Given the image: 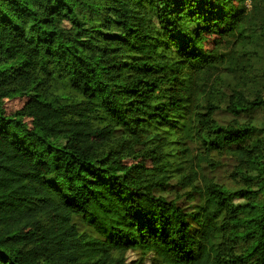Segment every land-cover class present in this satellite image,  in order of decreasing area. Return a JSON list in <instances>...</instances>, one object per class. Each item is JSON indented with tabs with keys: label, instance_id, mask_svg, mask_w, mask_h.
<instances>
[{
	"label": "trees",
	"instance_id": "16d2710c",
	"mask_svg": "<svg viewBox=\"0 0 264 264\" xmlns=\"http://www.w3.org/2000/svg\"><path fill=\"white\" fill-rule=\"evenodd\" d=\"M255 44L264 0H0V264H264Z\"/></svg>",
	"mask_w": 264,
	"mask_h": 264
},
{
	"label": "rangeland",
	"instance_id": "374dc122",
	"mask_svg": "<svg viewBox=\"0 0 264 264\" xmlns=\"http://www.w3.org/2000/svg\"><path fill=\"white\" fill-rule=\"evenodd\" d=\"M247 6V5H246ZM247 8H249V6H247ZM252 53H249L248 55H246V57L243 58V61L245 62V66L244 68L248 70L249 74L252 77V80H250L249 82H247V86H251L252 83L251 81L253 80H257L258 78H261V72L264 69L263 65H264V44L262 46H259L258 44H255V47L252 46L250 50H254ZM257 53V54H255ZM255 85H253L251 88H249L248 90V94H252L253 91L255 90ZM216 119L220 122V123H226L228 122L231 118L223 112H218L216 114ZM245 120H250L253 123H262L264 122V111H253L251 113H249V115L245 118ZM234 172V163L232 162V160H228V159H223L221 166L212 170L208 167H205L203 169V173L206 176L209 177H214L218 182H222V183H227L228 182V178L229 176ZM178 192V196H181V194L183 192L181 191H177L176 189L173 190V192L166 194V196L169 199H173L176 195L175 193ZM183 202V203H182ZM196 202V199H195ZM180 203L182 205H188L187 201H180ZM74 223L76 224L77 228L80 231H89L85 225L83 223L80 222L79 218H75ZM136 260L134 254L132 253H128L126 255V262L125 264H130V262Z\"/></svg>",
	"mask_w": 264,
	"mask_h": 264
},
{
	"label": "built area",
	"instance_id": "2783aa9c",
	"mask_svg": "<svg viewBox=\"0 0 264 264\" xmlns=\"http://www.w3.org/2000/svg\"><path fill=\"white\" fill-rule=\"evenodd\" d=\"M250 2H251V0H245V4H246L247 6L250 5Z\"/></svg>",
	"mask_w": 264,
	"mask_h": 264
}]
</instances>
